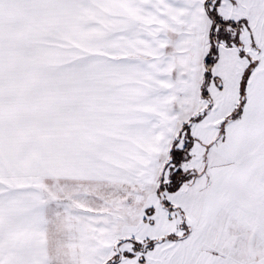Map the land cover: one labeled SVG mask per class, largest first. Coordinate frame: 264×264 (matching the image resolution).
<instances>
[{"label": "snow or ice", "instance_id": "snow-or-ice-1", "mask_svg": "<svg viewBox=\"0 0 264 264\" xmlns=\"http://www.w3.org/2000/svg\"><path fill=\"white\" fill-rule=\"evenodd\" d=\"M0 264H264V0H0Z\"/></svg>", "mask_w": 264, "mask_h": 264}]
</instances>
